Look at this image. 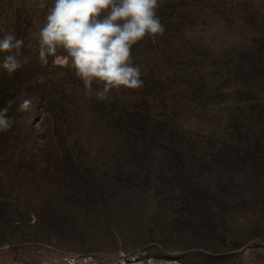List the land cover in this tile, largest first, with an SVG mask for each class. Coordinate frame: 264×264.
Here are the masks:
<instances>
[{"label":"rangeland","instance_id":"obj_1","mask_svg":"<svg viewBox=\"0 0 264 264\" xmlns=\"http://www.w3.org/2000/svg\"><path fill=\"white\" fill-rule=\"evenodd\" d=\"M53 2L0 0V29L24 41L22 67H0V108L17 101L0 133V264L139 249L264 264V69L250 94L227 92L240 79L224 74L246 47L264 58V0H160L164 34L131 49L143 85L106 100L70 58L40 61Z\"/></svg>","mask_w":264,"mask_h":264},{"label":"clouds","instance_id":"obj_2","mask_svg":"<svg viewBox=\"0 0 264 264\" xmlns=\"http://www.w3.org/2000/svg\"><path fill=\"white\" fill-rule=\"evenodd\" d=\"M45 7L44 3L39 5ZM160 0H54L38 32L39 59L46 64L54 57L56 64L71 68L83 81L86 95L95 82L102 85L98 100H106L114 89H137L143 85L142 71L133 62L132 46L147 37L162 36L165 28L157 15ZM0 37L2 67L11 76L22 67L19 59L24 41L6 30ZM64 50L67 56L58 55ZM15 99L0 108V133H7L15 120L8 113ZM32 101L21 99L17 111L31 110ZM66 264H84L73 254Z\"/></svg>","mask_w":264,"mask_h":264},{"label":"trees","instance_id":"obj_3","mask_svg":"<svg viewBox=\"0 0 264 264\" xmlns=\"http://www.w3.org/2000/svg\"><path fill=\"white\" fill-rule=\"evenodd\" d=\"M262 50V49H261ZM262 51L256 45L246 47L242 50V56L236 63L227 62L224 65L227 81L233 83L234 79H240L239 85L231 84L227 86V92L240 94L242 92L252 93V86L255 81V70L264 69V58ZM258 61V62H257ZM257 62V63H256ZM225 88V85L222 86Z\"/></svg>","mask_w":264,"mask_h":264},{"label":"built area","instance_id":"obj_4","mask_svg":"<svg viewBox=\"0 0 264 264\" xmlns=\"http://www.w3.org/2000/svg\"><path fill=\"white\" fill-rule=\"evenodd\" d=\"M74 253H66L62 257V263L66 264L65 257L71 258ZM77 259L84 264H99L98 258L87 255H77ZM111 264H183L182 259L178 257H154L149 255L146 250L139 249L131 252H119L117 263Z\"/></svg>","mask_w":264,"mask_h":264},{"label":"water","instance_id":"obj_5","mask_svg":"<svg viewBox=\"0 0 264 264\" xmlns=\"http://www.w3.org/2000/svg\"><path fill=\"white\" fill-rule=\"evenodd\" d=\"M91 256L95 257V258H101L104 259L106 261H108L109 263H117L119 260V252L116 253H109V252H96L91 254Z\"/></svg>","mask_w":264,"mask_h":264}]
</instances>
